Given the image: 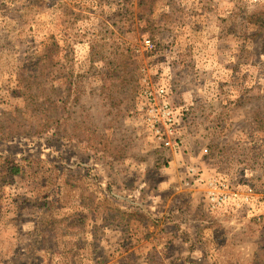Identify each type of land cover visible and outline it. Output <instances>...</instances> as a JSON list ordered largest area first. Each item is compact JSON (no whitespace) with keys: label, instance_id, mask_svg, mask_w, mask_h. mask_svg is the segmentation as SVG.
I'll return each mask as SVG.
<instances>
[{"label":"rangeland","instance_id":"rangeland-1","mask_svg":"<svg viewBox=\"0 0 264 264\" xmlns=\"http://www.w3.org/2000/svg\"><path fill=\"white\" fill-rule=\"evenodd\" d=\"M0 264H264V0H0Z\"/></svg>","mask_w":264,"mask_h":264},{"label":"built area","instance_id":"built-area-1","mask_svg":"<svg viewBox=\"0 0 264 264\" xmlns=\"http://www.w3.org/2000/svg\"><path fill=\"white\" fill-rule=\"evenodd\" d=\"M149 44V42H148ZM166 92L164 89H160L159 91H157V95L158 96H161V97H165L166 95ZM151 95L153 96V94L151 93ZM151 102H153V99H151ZM155 106V104L153 105ZM154 111H158L154 108H152V112ZM160 112L162 113L163 115V119L165 120V125H170V127H172V125L174 124L173 121H174V114L173 113V110H172V107L170 106V104L164 99L163 101H161V108H160ZM173 131L171 130L170 133H172ZM160 131H159V133ZM166 145H169L170 142L169 141H166L165 142ZM190 172H193L194 173V170L190 169ZM226 201L225 198H222V197H218V196H215L213 193H211V206L213 208H218L219 206H221L224 202Z\"/></svg>","mask_w":264,"mask_h":264}]
</instances>
